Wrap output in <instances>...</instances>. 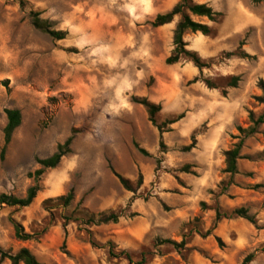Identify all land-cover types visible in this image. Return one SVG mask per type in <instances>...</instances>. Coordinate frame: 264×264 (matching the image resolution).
I'll return each instance as SVG.
<instances>
[{
	"label": "rangeland",
	"instance_id": "rangeland-1",
	"mask_svg": "<svg viewBox=\"0 0 264 264\" xmlns=\"http://www.w3.org/2000/svg\"><path fill=\"white\" fill-rule=\"evenodd\" d=\"M192 1L225 16L220 25L198 21L215 31L200 42L197 53L209 64L202 72L187 59L167 65L159 50L140 57L125 0H0V197L24 198L35 185L38 160L74 137L71 153L38 181L41 190L29 207L0 202L4 250L27 248L44 264H130L125 256H110L112 242L115 252L132 255V264L143 258L144 264H245L250 255L246 264H264V125L245 140L239 172L224 173V153L239 141L237 128L249 127L250 111L256 117L264 111L255 101L264 79V0ZM33 12L66 33L65 39L36 29ZM231 52L250 57L228 56ZM231 76L240 77L237 88L228 87ZM206 80L217 88L209 89ZM133 97L161 106L160 130ZM221 108H236L237 119L224 138L217 136L216 157L197 145L205 136L216 138L210 119ZM7 109L20 110L22 123L3 155ZM200 115L206 119L192 121ZM205 167L217 170L207 192L210 208L182 221L200 207L196 181ZM112 170L129 179L134 192ZM70 191L74 199L64 207L57 198ZM217 207L228 212L244 207L257 225L237 217L216 223ZM100 213L116 214L118 222L88 224ZM13 221L39 235L18 240ZM134 231L141 241L124 247ZM163 240L185 245L177 250Z\"/></svg>",
	"mask_w": 264,
	"mask_h": 264
},
{
	"label": "trees",
	"instance_id": "trees-1",
	"mask_svg": "<svg viewBox=\"0 0 264 264\" xmlns=\"http://www.w3.org/2000/svg\"><path fill=\"white\" fill-rule=\"evenodd\" d=\"M263 0H254L255 3H261ZM32 16V24L36 29L42 30L52 38L56 40H63L66 37V33L62 31H55L51 29L50 23L47 20H43L40 18V14L33 12ZM175 16L180 17V21L178 22L176 29L173 35V46L174 49L172 50L171 54L165 60L167 65H174L179 63L182 59H187L191 61L194 66L202 72V70L209 66V64L202 60L200 55L195 52L187 49L188 44L184 40V34L187 31L192 33H201L205 37H211L215 35L214 29L204 23L197 22L193 20L192 16L196 17H203L207 18L211 23L214 24H222L225 16L222 12L215 11L212 7L207 4H198L194 3L192 0H179L178 4L168 13L159 14L156 16L154 21L151 23L152 27H160L165 24L171 23ZM242 43H240L239 49L242 47ZM228 56H239L241 58H248L250 57L249 54L246 52H242L238 54L237 52H231L227 54ZM198 78L194 79L192 83H196ZM240 82L239 76H231L228 79V87L229 88H237ZM207 87L209 89H215L217 86L211 82L210 80L205 81ZM258 89L261 91V95L255 97V101L264 107V79H260L258 82ZM223 97H226L227 90H223L222 92ZM135 104L142 106L148 114L149 122L154 126L157 127L156 122V115L161 111V106L151 102L148 98H132ZM7 116V124L4 128V141L5 145L2 150L4 155L8 145L10 144L13 134L17 128L20 127L22 123V114L21 111L18 109H7L5 111ZM249 122L250 125L248 128L244 129L242 127H238L239 136L235 137L239 139V141L233 146L232 149L226 151L224 153L225 156V164L226 168L224 169V173L230 174L234 176L237 174L238 171V160L241 158V151L244 147L245 140L258 134L259 128L264 125V111L259 116H255L253 112H249ZM160 130V127H157ZM74 137H69L63 144H60L57 148V151L50 157L46 159L38 160V164L41 166L40 169L36 170L34 173L35 178V185L31 186L24 198H17L14 196L2 195L0 197V202L2 204H7L9 206H17V207H29L34 199L37 197L38 193L40 192L41 188L38 184V181L44 174L47 169H54L58 167L61 163L62 159L71 153V146L73 143ZM135 146L139 149V151L144 154L148 155L143 149H140L139 146L135 144ZM195 146L191 145L187 148V151L193 149ZM113 175L118 179L119 183L123 186V188L127 191L134 192L131 182L129 179L125 178L121 174L112 170ZM142 185L141 180L139 181L138 188ZM74 199V192L70 191L67 195L61 196L57 198L58 201L63 202V206H69ZM200 207L202 211L208 210L210 207L205 203L201 202ZM234 217L242 218L249 221L253 225H257V220L255 216L251 215L248 209L241 207L233 210L232 212L222 211L219 207L215 209V222L218 223L223 219H232ZM118 216L116 214H98V215H91L88 224H108L110 222L117 223ZM14 230H15V237L20 241H30L35 239V237L39 234L37 233H27L25 232L23 226L17 222L13 221ZM210 233V230L206 233L207 235ZM218 241L221 242L219 238ZM92 246L100 247L99 244L90 238ZM163 243H167L173 245L175 249L180 250L185 245V240L182 242L177 243L172 240H163ZM223 245V244H221ZM107 246L109 247V254L113 258H120L125 256L126 259L129 261L130 264L133 263L132 255L127 252L126 250H122L119 252H115L116 246L112 242H108ZM252 255L248 256L244 263H249L252 259ZM8 260L11 264H44L27 248H21L19 251L12 253L11 251H6L0 246V262H4ZM145 259L143 258L138 264H144Z\"/></svg>",
	"mask_w": 264,
	"mask_h": 264
},
{
	"label": "crops",
	"instance_id": "crops-1",
	"mask_svg": "<svg viewBox=\"0 0 264 264\" xmlns=\"http://www.w3.org/2000/svg\"><path fill=\"white\" fill-rule=\"evenodd\" d=\"M179 0H125V19L127 24H132L135 28V41L138 43V47L135 50L136 53L142 58L145 56H153L158 50L161 52V59L165 60L172 50L173 46V35L176 29L178 22L180 21L179 16H175L174 20L171 23L165 24L160 27H152L151 23L154 21L157 15L165 14L171 11L177 4ZM198 4H202L201 2H197ZM193 20L199 21L203 17L192 16ZM195 38V43L192 42V39ZM207 37L203 36L201 33H192L187 31L184 34V40L188 44L187 49L195 52L200 51V42L205 40ZM167 45H169V49L166 50ZM200 115L198 119L192 118L194 122L203 121L206 118H202ZM211 122H214V130L216 138H208L205 136L202 140H200L197 145V149L199 151H204L207 154L218 155L221 151V142L217 139V136L220 138H224V134L227 132V129L231 128L234 123H236L237 112L236 108L234 109H225L221 108L220 112L217 115L212 116ZM194 126H191L193 128ZM211 134V132H210ZM217 157V156H216ZM202 171L203 175L201 179H197L196 183L199 186L197 188L196 195L199 194V206L201 202H205L208 206V189H211L215 184L210 179L216 175L215 168H204ZM195 214L191 213L185 218L187 222L190 219H193L194 216H202L204 212L201 210V207H196L194 210ZM187 213V212H184ZM183 213V215H184ZM195 216V217H196ZM133 240L129 242L128 245H123L124 247H133L135 248L138 245L139 241H141V235L139 232H133ZM138 242H137V241Z\"/></svg>",
	"mask_w": 264,
	"mask_h": 264
}]
</instances>
